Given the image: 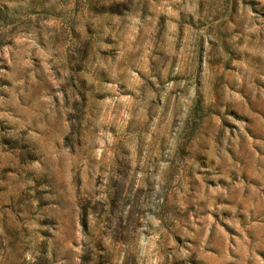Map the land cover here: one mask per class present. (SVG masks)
I'll return each instance as SVG.
<instances>
[{
  "label": "rangeland",
  "instance_id": "1",
  "mask_svg": "<svg viewBox=\"0 0 264 264\" xmlns=\"http://www.w3.org/2000/svg\"><path fill=\"white\" fill-rule=\"evenodd\" d=\"M0 264H264V0H0Z\"/></svg>",
  "mask_w": 264,
  "mask_h": 264
}]
</instances>
